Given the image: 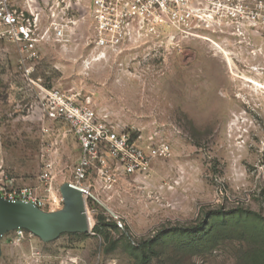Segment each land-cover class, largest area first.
<instances>
[{"label":"rangeland","instance_id":"374dc122","mask_svg":"<svg viewBox=\"0 0 264 264\" xmlns=\"http://www.w3.org/2000/svg\"><path fill=\"white\" fill-rule=\"evenodd\" d=\"M253 27L102 52L87 19L69 48L23 64L0 41V191L27 186L57 199L44 211L63 207L80 151L42 114L39 86L77 93L144 146H169L146 173L85 181L88 232L44 242L7 231L0 264H264L263 20Z\"/></svg>","mask_w":264,"mask_h":264},{"label":"built area","instance_id":"2783aa9c","mask_svg":"<svg viewBox=\"0 0 264 264\" xmlns=\"http://www.w3.org/2000/svg\"><path fill=\"white\" fill-rule=\"evenodd\" d=\"M250 3L251 7L245 0H0V41L15 44L21 64L40 62L48 45L69 48L89 19L93 31L90 41L97 51L146 44L148 38L155 45L162 46L165 41L166 46H177L179 40L204 38L201 33L212 24L219 28L232 26L237 31L250 24L255 29L260 20L264 22V0ZM31 70L27 67L25 72ZM38 98L42 114L52 122L64 123L77 141L80 156L68 183L81 190L84 204L94 198V184L85 183L92 174L99 180L143 174L153 159L169 153L166 142L144 146L107 115L97 114L80 101L75 92L39 86ZM0 196L42 210L57 201L27 186L0 191ZM12 231L15 239L22 237V228Z\"/></svg>","mask_w":264,"mask_h":264},{"label":"water","instance_id":"95a60500","mask_svg":"<svg viewBox=\"0 0 264 264\" xmlns=\"http://www.w3.org/2000/svg\"><path fill=\"white\" fill-rule=\"evenodd\" d=\"M59 191L63 207L56 211H44L21 201L10 202L0 196V238L16 228H23L44 242L63 233L88 232L90 221L81 190L67 182Z\"/></svg>","mask_w":264,"mask_h":264},{"label":"trees","instance_id":"16d2710c","mask_svg":"<svg viewBox=\"0 0 264 264\" xmlns=\"http://www.w3.org/2000/svg\"><path fill=\"white\" fill-rule=\"evenodd\" d=\"M147 243H148V241H147ZM147 243H146V244H147Z\"/></svg>","mask_w":264,"mask_h":264}]
</instances>
